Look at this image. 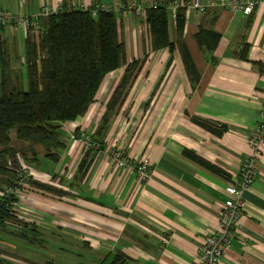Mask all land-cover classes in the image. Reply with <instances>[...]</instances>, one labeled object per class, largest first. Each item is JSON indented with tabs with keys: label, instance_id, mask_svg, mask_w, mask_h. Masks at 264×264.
Returning <instances> with one entry per match:
<instances>
[{
	"label": "crops",
	"instance_id": "0c3cea01",
	"mask_svg": "<svg viewBox=\"0 0 264 264\" xmlns=\"http://www.w3.org/2000/svg\"><path fill=\"white\" fill-rule=\"evenodd\" d=\"M176 1L181 0H0V7L19 16L39 14L45 6L55 11L90 9L94 14L98 9L113 10L126 41L128 63L148 53L120 112L105 133L96 130H99L101 111L105 108L103 103L113 93L107 94L108 86L116 88L126 65L106 75L95 102L84 116L68 121L72 128L79 125L76 129L81 133L80 136L71 133L73 142H67L62 152L65 156L68 150L70 154L74 151L72 145L80 144L81 148V142L85 141L83 136L88 137L85 130L105 143L104 149L91 160L86 174L78 175L75 187H69L67 182L76 174L69 178L64 176L65 183L61 187L71 193L65 196L68 204L82 209L91 207L92 214L97 216L92 221L96 225L94 232L103 228L97 237L94 232L77 230L85 233L81 240L86 241V245L105 255L104 262L122 252L128 256L126 264H197L203 237L210 228L218 226L220 211L229 198L226 186L239 178L241 164L252 152L248 146L249 136L263 117L264 4L250 15L219 4L225 0H216L218 4L204 13L195 7L184 8V38L200 73L199 81L193 86L178 47L175 46L173 53L168 48L156 51L151 48L146 9L167 5L170 38L175 41ZM131 2L142 4L145 12L137 13L129 8ZM180 8L183 7L176 8V13ZM202 25L222 35L214 51L215 63L210 59L212 54L206 53L196 41L195 35ZM0 32L3 44L13 39L24 51L27 30L8 23L0 27ZM245 42L249 45L248 56L242 59ZM3 49L7 50L4 45ZM17 54L20 56L19 49ZM171 57L172 62L168 64ZM150 99L145 109L143 105ZM193 115L224 123L228 129L216 135L193 122ZM119 147L125 150L130 162L148 157L152 176L142 181L130 165L118 166L112 151ZM185 149L220 167L227 176L190 159ZM80 151L79 160L84 158L85 152ZM64 155L60 166L67 159ZM33 176L37 180V174ZM57 176L61 179L62 175L57 173ZM244 196L245 217L221 264H264V155L260 172ZM28 200L35 207L38 201L49 204L48 200L35 201L33 194L28 195ZM63 203L52 210L50 206L44 218L50 221L51 217L59 218L68 224L67 218L72 215L69 213L78 209L63 206ZM101 214L105 216L103 224H99ZM75 216L78 219L79 216ZM56 221L60 225V221ZM83 235L92 237L94 242L83 239ZM104 241L108 245L103 244Z\"/></svg>",
	"mask_w": 264,
	"mask_h": 264
},
{
	"label": "trees",
	"instance_id": "16d2710c",
	"mask_svg": "<svg viewBox=\"0 0 264 264\" xmlns=\"http://www.w3.org/2000/svg\"><path fill=\"white\" fill-rule=\"evenodd\" d=\"M176 14V39L172 41L167 5L146 9L151 48L154 51L168 48L173 53L175 46L178 47L194 86L200 79V73L184 38L185 9L180 8ZM41 25L37 35L31 34V29L28 30L24 45L25 72L13 68L12 60L3 49V45L6 48L8 45L2 41L0 43V189L6 184L14 185L17 180H23L25 170L19 157L23 161L39 163L38 151L33 147L35 145L44 148L45 158L59 161L60 154L67 147L63 124L84 116L95 102L106 75L126 65L124 75L108 100L107 110L102 117L98 132L105 133L112 119L120 112L131 84L148 57V53H145L142 58L128 63L126 41L120 33L117 14L113 10L98 9L95 14L90 9L58 10L41 18ZM195 36L198 45L209 55L212 54L210 59L215 63L217 58L214 51L221 33L202 25ZM243 45L241 58L246 59L249 45L247 42ZM171 62L172 57L168 64ZM24 79L27 80V86H24ZM150 103L151 99L144 103V108H148ZM191 119L216 135H222L228 129L224 123L196 115L191 116ZM13 131L16 141L21 145L28 143L32 146L30 153L33 160L26 150L14 143ZM80 133L76 129L73 135L80 136ZM89 143L98 144V147H90L81 159L76 177L67 182L71 188L75 187L78 175L86 174L93 157L104 149L105 143L95 134L90 135ZM184 152L190 159L227 176L220 167L194 151L185 149ZM28 183L51 193L71 195L68 190L35 179ZM79 194L82 195L81 192ZM18 200L15 196L7 199L0 197V228L17 221L10 201ZM32 230L37 229L34 227ZM8 258H0V264H11ZM128 260V256L120 252L107 264H126Z\"/></svg>",
	"mask_w": 264,
	"mask_h": 264
},
{
	"label": "rangeland",
	"instance_id": "374dc122",
	"mask_svg": "<svg viewBox=\"0 0 264 264\" xmlns=\"http://www.w3.org/2000/svg\"><path fill=\"white\" fill-rule=\"evenodd\" d=\"M18 27L28 31L30 26H27L26 23L21 22ZM35 32L36 27H32L31 34H34ZM1 35L2 33L0 34V43L4 40L3 37L1 38ZM10 40L13 44H11ZM10 40H5V44L8 45V49L6 50V52L9 58L12 60L14 66H16V70H23V72H25V67H23V65L25 66L23 60L26 61L24 57L25 50L22 52L20 44L16 43L13 39ZM11 49H16L17 51L19 49L20 56L17 54L18 52L16 53V51H10ZM135 73H137V71ZM108 82L109 81H107V83ZM24 86H27L26 79H24ZM114 87L115 86H108L107 94H109L111 91L113 92L115 89ZM107 102L103 103V107L105 108L101 111V113L103 112L102 115H104L107 110ZM102 115L97 129H99L102 125ZM77 119L79 120L80 117ZM66 123H68V121L63 124V137L65 138L63 139L66 142L71 141L70 143H72L73 138L71 136V133H73L74 129H76L77 127L80 128V126L76 125L72 128V124ZM85 133L88 136L93 134V132L89 130H85ZM12 138L14 143L18 147H21L23 150H26L29 158L33 160L30 153L32 146H30L28 143L21 145L20 142L16 141L14 131L12 132ZM83 138H85V141L81 142V148L80 144L78 146L72 145L74 151L71 154L69 152L70 150H68V154L71 155V158L68 157V154L67 156H65L64 154H60V159L61 157H63V155L67 158L63 166H60L63 163V160L57 161V163H55L56 161L46 159L43 156L44 148L39 145L33 146L38 151L39 163H37L36 161H23L22 157H19V159L24 168L37 174V176L35 177L37 179L36 181H42V183H49L56 187H62L63 183H65L64 176H66L67 178H69L70 176L73 177L79 171L81 160L78 159V156L80 157L82 154V151H80V149L85 151L83 155L85 156L90 147H98V144H90L88 142V138L84 136ZM60 167L61 169L59 171H56ZM33 169L36 171H34ZM37 171L45 172L47 174H41ZM57 173H61V179L58 176L56 177ZM32 194L34 195L35 201L48 200L49 204L46 205L38 201L35 202V207L34 204L30 203L28 200V195ZM65 200H67V197H65L64 195L49 193L37 187L35 189V187H33L32 185L26 187L23 193L20 195L16 205L12 207L13 213H15L17 216V221H15L14 223H8L5 228H0V258L9 257L8 260L11 264H107L111 260V258L107 259L104 262L103 258L105 255L103 253L99 254L97 250L91 248V246L86 245V241L81 240V235L85 233L77 230L82 229L86 231V233L94 232V229H96V225H93L92 221L97 216L92 214V208L86 206L83 207V209L80 207L76 208L74 207V205L68 204ZM62 202H64L63 206L78 209V213L76 211H71L69 213L72 215L67 218L68 224L56 217V219L51 217L52 221L44 218V212L49 211L50 206H52V210L54 207H58L56 205H62ZM76 206H79V203ZM85 213H87L91 217L88 218ZM73 214L78 215V219H76V216ZM46 216L48 217V215ZM104 217V214H101L98 217L100 218L99 224H103ZM56 220L60 221V225L57 224L58 222ZM28 227H31V229H29ZM34 227L37 229L36 231L32 230V228ZM102 229L103 228L99 227L98 231L102 232ZM99 232H94L95 237H97V234ZM71 233H73V235H70ZM21 234L25 236H22ZM82 238L90 240L91 243L94 242V239L92 237L83 235ZM103 244L108 245L106 241H104Z\"/></svg>",
	"mask_w": 264,
	"mask_h": 264
},
{
	"label": "built area",
	"instance_id": "2783aa9c",
	"mask_svg": "<svg viewBox=\"0 0 264 264\" xmlns=\"http://www.w3.org/2000/svg\"><path fill=\"white\" fill-rule=\"evenodd\" d=\"M216 4H218L216 0H208L205 3L201 0L176 1L174 3V16L178 7H195L198 11L204 13L209 7ZM219 4L233 11H241L246 15H250L260 4H264V0H225ZM128 7L137 13L145 12V7L136 2L129 3ZM54 11L51 7L45 6L39 14L19 16L8 9L0 7V25L12 23L19 26L21 22H24L27 26H30L29 29L36 27V32H39L42 27L41 18L48 16ZM87 138L89 142V136ZM248 146L252 149V152L249 153L241 164L239 178L237 180L234 179L226 186L229 198L225 201L220 211L218 226L210 228L211 230L205 233L203 237L197 255V264H221L226 249L231 245L232 240L235 239L237 229L245 217L247 202L244 194L253 186L260 172V161L264 155V113L262 119L249 136ZM112 158L120 167L127 166V164L130 165L131 169L137 171L138 177L142 181H146L152 176L151 161L148 157H141L130 162L125 150L119 147L112 151ZM22 168L25 170L22 176L23 180H17L14 185H4L0 190L2 198H14V196L18 198L24 189L31 185L28 181L33 180V173L23 166ZM10 203L13 206L16 205V201H10Z\"/></svg>",
	"mask_w": 264,
	"mask_h": 264
},
{
	"label": "flooded vegetation",
	"instance_id": "af4514ba",
	"mask_svg": "<svg viewBox=\"0 0 264 264\" xmlns=\"http://www.w3.org/2000/svg\"><path fill=\"white\" fill-rule=\"evenodd\" d=\"M18 198H19V197H18ZM16 203H17V201H16ZM14 206H15V205H14ZM14 206H13V207H14Z\"/></svg>",
	"mask_w": 264,
	"mask_h": 264
}]
</instances>
